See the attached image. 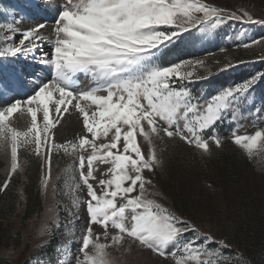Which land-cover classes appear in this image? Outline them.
<instances>
[{"label": "snow or ice", "instance_id": "6c2138e0", "mask_svg": "<svg viewBox=\"0 0 264 264\" xmlns=\"http://www.w3.org/2000/svg\"><path fill=\"white\" fill-rule=\"evenodd\" d=\"M226 21L264 26V18L205 0H29L27 12L0 10V152L10 157L0 193L23 171L21 150L39 163L45 194L50 183L56 191L53 154L71 160L63 216L40 230L59 234L66 264H113L112 251L133 248L155 264H249L226 237L165 206L155 183L163 166L157 141L183 142L201 158L229 141L249 158L264 152V94L255 95L264 72L202 92L194 85L214 72L205 60L160 63L165 50ZM257 44L264 37L237 47ZM242 63L217 61L215 71ZM65 116L79 129L58 142Z\"/></svg>", "mask_w": 264, "mask_h": 264}, {"label": "rangeland", "instance_id": "374dc122", "mask_svg": "<svg viewBox=\"0 0 264 264\" xmlns=\"http://www.w3.org/2000/svg\"><path fill=\"white\" fill-rule=\"evenodd\" d=\"M15 2V3H14ZM22 0H0V10L12 9ZM231 11H246L254 19L264 18V0H205ZM13 3V4H12ZM200 34L196 33V37ZM264 37V26L226 21L195 43L165 50L160 63L203 59L214 69L210 80L194 85L202 92H212L232 85L256 72H264V45H242ZM244 61L226 72L215 71L216 62ZM17 65V70L22 69ZM264 94V85L255 95ZM251 132V127H248ZM231 134L221 129V134ZM157 143L163 161L155 183L162 203L194 219L202 230L226 237L244 255L249 264H264V152L249 158L230 141L210 158H201L183 142ZM162 149V151H161ZM23 171L12 174L9 189L0 193V264H66L70 255L62 246L59 234L41 236L40 230L69 202L72 185L71 160L62 153L52 158V183L41 192L39 163L31 152H20ZM26 162V163H25ZM10 157L0 152V185L9 178ZM57 204L60 207H57ZM40 207L29 216L31 210ZM113 264H155L156 258L133 248L130 252L112 251Z\"/></svg>", "mask_w": 264, "mask_h": 264}, {"label": "bare ground", "instance_id": "6f19581e", "mask_svg": "<svg viewBox=\"0 0 264 264\" xmlns=\"http://www.w3.org/2000/svg\"><path fill=\"white\" fill-rule=\"evenodd\" d=\"M15 3V2H14ZM13 4V3H12ZM17 11H29V0H22V4H18L16 2V5L14 7ZM35 15V13H34ZM41 15H36L35 19H28L27 23H36L41 19ZM22 69H26L28 71H31V68H28L26 65L22 64ZM39 75H43L42 72L38 73ZM26 119L21 117L20 120L17 121V126L24 127L26 126ZM79 125L76 123L75 117L65 116L64 120L61 122V126L59 128V132L57 134V140L58 142H64L66 140L72 139L76 133L78 132Z\"/></svg>", "mask_w": 264, "mask_h": 264}, {"label": "trees", "instance_id": "16d2710c", "mask_svg": "<svg viewBox=\"0 0 264 264\" xmlns=\"http://www.w3.org/2000/svg\"><path fill=\"white\" fill-rule=\"evenodd\" d=\"M39 210H40V207L38 206L37 209H35V210H31V211L29 212V216L32 215V214L35 213V212H38Z\"/></svg>", "mask_w": 264, "mask_h": 264}]
</instances>
